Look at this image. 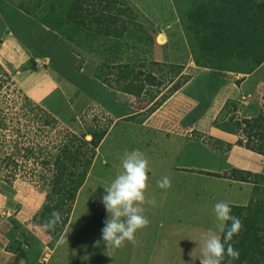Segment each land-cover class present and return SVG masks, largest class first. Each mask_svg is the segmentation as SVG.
<instances>
[{
	"label": "rangeland",
	"instance_id": "1",
	"mask_svg": "<svg viewBox=\"0 0 264 264\" xmlns=\"http://www.w3.org/2000/svg\"><path fill=\"white\" fill-rule=\"evenodd\" d=\"M61 1L66 10L80 14L76 18L69 15L70 21L62 27L66 40L54 37L55 32L44 25L48 22L46 16L55 15V20L59 16H67V11L59 9ZM79 1L0 0V65H5L15 77L14 70L33 72L24 88L13 78L15 86L2 85L0 78V100L6 102L14 96L25 95L57 122L54 129L48 130L43 129L41 118L27 116L24 125L33 138V146L39 145L45 148V152L56 146L52 154H59L64 152L66 144H71V150L78 145L81 135L90 141L92 134H104L84 182L75 195L67 221L57 225L54 231L43 226L49 217L42 213L50 189L49 172L40 175L36 181L19 175L10 183L0 178V219L6 220L10 226L6 233L7 248L23 255L29 264H146L149 259L144 256L129 258L130 247L126 242L118 250H107L101 239V229L107 218L101 198L105 193L104 187L109 186L122 171L124 152L139 149L145 154L150 162L146 197L156 200L155 206L143 205L144 215L150 223L138 230L136 237L151 245L156 240L184 234V231L177 230L183 228L171 227L175 219H170V215L173 211L177 213L175 208L179 209L185 203L181 207L183 221L189 206H209L215 199L217 202L227 200V194L220 191H214L216 197L210 198V188L215 186L213 179L198 177L227 168L224 154L230 146L210 135L211 127L236 133L244 143L264 149V83L258 82L264 80V68L254 72L242 87L249 74L203 69L194 64L202 75L192 81L190 88L194 86L193 96L198 99H195L196 108L204 117L194 130H172L166 124L189 121L187 117L177 119L175 109L178 103H167L175 92L164 102L162 96L169 92L172 84L182 81L178 71L183 78L192 79L193 76L183 70L186 60L194 63L189 46L193 35L184 29L189 24L184 15L190 0H120L118 3L109 0L112 14L118 13L119 8L124 10L116 25H111L109 36L104 35L105 27L97 15L102 13L104 3ZM21 2L29 4L27 9L31 16L16 7ZM74 4H79L76 8L82 10L73 9ZM98 27L101 30L95 34L89 31ZM113 30L125 31L117 39ZM151 35L154 37L153 45L149 42ZM100 45L103 51L109 49V58L117 52V45L119 52H122V45L126 48L122 56L126 59L111 57L109 67L129 62L133 48L137 46L133 59L137 57L148 64L158 62L157 66H146L148 69L144 70H152L161 85L147 86L139 95L125 94L118 91L116 81L123 79L127 70L121 73L118 68L110 70V75L106 76L109 85L104 84L102 79L94 77L98 75L95 70L104 60L96 49ZM40 50L47 53L42 54ZM42 55L46 58L40 59ZM219 71L225 72L224 75L228 73L229 78L225 80L229 82L213 101ZM48 72H51L49 86L39 90L38 84ZM25 79L24 75L17 77L20 84ZM34 89L36 91L32 92ZM153 114L155 117L150 121ZM160 124H163V129L154 127ZM42 130L45 132L41 133ZM10 151L16 150L12 148ZM228 172L231 177L246 178L243 173ZM164 176L170 178V188L158 187L157 181ZM250 181L255 185L254 195L250 211L243 215L252 220L231 241L239 252V258L226 256L223 264H239L242 259L241 264H249L250 254L264 252V178L253 176ZM209 211L204 207L206 215ZM243 221L242 224L245 223ZM246 229L248 233H245ZM174 253V250L169 252L171 255ZM244 253L247 254L242 257Z\"/></svg>",
	"mask_w": 264,
	"mask_h": 264
},
{
	"label": "trees",
	"instance_id": "2",
	"mask_svg": "<svg viewBox=\"0 0 264 264\" xmlns=\"http://www.w3.org/2000/svg\"><path fill=\"white\" fill-rule=\"evenodd\" d=\"M76 1L80 2L79 0ZM119 1L115 0L113 3H118ZM98 2L99 4L104 3L101 10L102 13L99 12L97 14L98 21L105 27L103 29L106 30L104 35L109 36L111 34V25H116L119 19H121L120 17H122L121 12H124V10L119 8L117 10L119 14L116 12L112 14L109 0H98ZM22 3L18 6L16 5V7L30 15L31 11L27 9L30 7L29 4L25 5ZM77 6L79 4H76V6L74 4L73 9L81 11V8H76ZM65 7L66 5L61 1L59 9L62 12L67 11V16H59L56 20L55 15L46 16L48 22L44 25L51 29L52 32H55V37H61L66 40L67 36L62 27L70 21L68 19L69 15L76 18L80 14L76 15L69 9L66 10ZM32 9L34 11V8ZM184 16L187 23H189L184 26V29L187 33L193 35L189 46L196 66L203 69L248 75L264 62V0H190L189 7ZM83 24L84 22L81 25ZM123 27L125 28L124 25ZM98 29L99 27L89 31L95 34L98 32ZM99 30H101V27ZM113 31L115 32L114 38L120 39L125 30ZM87 36H89L88 33ZM149 38V42L153 45V35L149 36ZM101 48L100 45L96 49H98L97 52H100L98 55L102 54L104 60L102 65L95 70L98 75H94V77L98 80L102 79L101 81L104 84L109 85V80L106 76L110 75V70L118 68L121 73L127 70L125 76H122L124 78H119L116 81L119 85L118 91L125 94L139 95L147 86L161 85L160 82H157L155 75L152 74V70H144V68L148 69V67L157 66L158 62L152 61L148 64L145 60L138 59L137 57L133 59L137 46L133 48L132 57L129 58V62L110 67L108 62L111 57L117 60L120 58L126 59L122 58L126 53V48L122 45V52H119L117 45V52L111 54L110 58L111 52H109V49H104L103 51ZM42 53L47 52H43L42 50ZM115 55H117V58ZM177 73L179 74V79L182 78V81H177L171 85L169 92L162 96V102L168 99L172 93L178 91L188 81L189 77L183 78L180 75L181 71ZM0 78L3 80L2 85L15 86L12 76L1 65ZM29 115L41 118L43 129H54L57 124L55 118L49 112L25 95L14 96V98H10L6 102L0 100V148L5 147L3 150L0 149V178L10 183L19 175L22 178H30L36 181L40 175L49 172L51 174L50 189L47 192L46 203L42 213L49 216L51 212L59 211L64 217L63 222H66L75 195L84 182L95 156V150L104 134L96 135L94 133L90 141L84 140V135H81L78 145L72 144L74 145L72 150L71 144H66L64 152L52 154V150L56 146H52L51 151L46 152L44 151L45 148L39 145L33 146L31 141L33 138L29 136V132L24 125V119ZM44 132L42 130L41 133ZM237 143L264 156V149L261 147L255 148L248 143H244L242 137H240ZM12 148L16 151L11 152ZM243 174L246 175V178H236V180L247 182L253 176L264 178V175H252L248 172ZM206 175L218 177L216 174ZM251 203L250 201L246 206L230 205L232 207V214L239 217L241 221L244 219L243 222L245 223H243L242 229L246 228L252 220V218H247L249 216L243 215L245 212L250 211ZM245 233H248L247 229ZM222 236L223 234H221ZM243 238L242 236L241 242ZM246 254L244 253L242 257ZM242 260H239V264H241ZM247 262L249 264H264V252L261 250L250 254Z\"/></svg>",
	"mask_w": 264,
	"mask_h": 264
},
{
	"label": "crops",
	"instance_id": "3",
	"mask_svg": "<svg viewBox=\"0 0 264 264\" xmlns=\"http://www.w3.org/2000/svg\"><path fill=\"white\" fill-rule=\"evenodd\" d=\"M40 53H42V50L40 51ZM39 58H46V56L42 55ZM2 66L5 71L10 74L6 66ZM263 68L264 62L255 71L248 75V78H246L242 82V87H245L247 79H249L254 74V72H257L258 70L260 71ZM183 70L188 71L189 75H193L192 79L190 78L191 80L189 79L184 85H182V87L178 91H176L172 95V97H170L167 103H178L179 105L175 109L177 119H184L187 117L189 121L185 123L184 121L177 122L171 125L166 124L169 128L171 127L172 130L175 131L194 130L200 124L202 117H204L202 116L201 111L196 108L195 99L197 98L193 96L194 90L192 91L194 86L190 88L192 81L200 77V75H202V72H200L199 68H197L192 61L188 60H186V63H184ZM12 73H15L17 77H21L23 75L26 76L25 81H22V83L20 84L17 80V77L10 74L14 81L16 80V82L22 88H24L25 82L32 78L33 72H20L14 70V72ZM50 73L51 72H48L45 78L42 79L38 84L39 90L47 88V85L49 86L48 79L51 77ZM224 73L225 72L219 71L216 74V80L218 82L215 83V96L213 98V101L217 98V95L221 88L229 82L225 80L229 78L228 73H226L227 75H224ZM258 82L264 83V80ZM34 91H36V89L32 90V92ZM160 111L161 109L157 112L159 113ZM155 114L151 116L150 121L152 120V118L155 117ZM162 125L163 124H160L159 126L154 125V127H159L157 129H163ZM166 130H168V128ZM210 135L229 144L230 147L224 154V157L226 158L227 168L214 173H208L216 174L218 177L209 175L198 177L203 179H213L215 186L210 188V198H215V193L220 191L221 193L223 192L227 194L226 202H228L230 205H248L254 195V183H252L250 180L247 182L236 180V178L231 177L230 172H228V170H233L240 173L248 172L252 175H264V156L257 152L247 149L244 145H238L237 142L240 139V136L236 133L212 126ZM164 137H167L166 134H164ZM176 173L180 172L176 171ZM214 201L215 202L210 204L209 206H189L188 208H186L187 210L185 212V218L183 221L182 218L184 213H182L181 207H184L185 203L181 204L179 209L175 208L177 213H174L173 211L170 215V219L171 217H174L175 219V223L171 227L183 228L177 230L184 231V234L180 236L178 235L179 237L177 236L176 238H162L160 240L154 241L151 245H148L145 242L143 243L144 240H139V237H136V244L126 241L128 246L130 247V251L128 253L129 258L137 259V257L141 258L142 256H144L145 259H149L146 262L144 261L146 264H200L199 259L202 254L204 239L209 233L215 232V225L217 221L213 211V206L215 205V203H217V201L216 199ZM204 207H208L210 209L207 215L203 212ZM162 226H164V224H162ZM9 227V223L6 220L0 219V264H29L28 260L23 255L11 251L7 248L8 239L6 233L8 232ZM217 234L221 236L220 233ZM171 250L175 251L174 255L169 254ZM136 251H138V253Z\"/></svg>",
	"mask_w": 264,
	"mask_h": 264
},
{
	"label": "clouds",
	"instance_id": "4",
	"mask_svg": "<svg viewBox=\"0 0 264 264\" xmlns=\"http://www.w3.org/2000/svg\"><path fill=\"white\" fill-rule=\"evenodd\" d=\"M149 163L141 150H126L121 157L122 171L115 176L109 186L104 187L105 193L101 203L107 212V218L101 229V239L107 250L119 249L126 241L136 244L137 231L146 228L150 223L144 215L143 207L145 203L152 206L156 204L155 198L146 197ZM157 185L162 189L170 188L171 180L164 176L157 181ZM213 211L217 221L215 232L209 233L204 239L200 264H223L226 256L231 259L239 258V252L231 241L234 235L241 231L242 221L232 214V207L226 201L215 203ZM62 222L61 213L53 211L43 226L54 231Z\"/></svg>",
	"mask_w": 264,
	"mask_h": 264
},
{
	"label": "bare ground",
	"instance_id": "5",
	"mask_svg": "<svg viewBox=\"0 0 264 264\" xmlns=\"http://www.w3.org/2000/svg\"><path fill=\"white\" fill-rule=\"evenodd\" d=\"M162 40H164V38H162Z\"/></svg>",
	"mask_w": 264,
	"mask_h": 264
}]
</instances>
